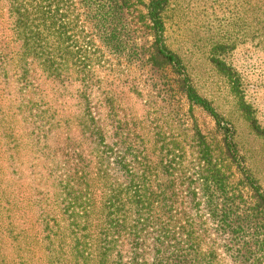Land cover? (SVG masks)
<instances>
[{
    "label": "trees",
    "instance_id": "obj_1",
    "mask_svg": "<svg viewBox=\"0 0 264 264\" xmlns=\"http://www.w3.org/2000/svg\"><path fill=\"white\" fill-rule=\"evenodd\" d=\"M65 1L0 0V84L11 80L26 113L1 121L0 155L13 161L24 128L30 135L37 129L36 141L43 137V159L54 156L53 227L43 216L38 222L46 264H264V191L241 164L232 129L221 124L211 104L184 83L187 97L216 119L225 152L252 192L245 198L230 187L223 171L209 166L204 149L195 184L190 174L181 183L180 161L177 166L169 152L155 159L142 155L135 123L119 112L113 92L99 88L94 70L99 62L85 46L95 53L103 47L119 56L137 54L153 67L167 65L185 74L165 39L168 0L147 1L138 16L141 25L132 30L140 31L134 38L141 45L134 42L129 52L126 20L136 18L134 10L128 11L130 0H80L91 34L85 46L72 38L67 10L57 4ZM42 77L59 86L55 94L74 87L72 108L67 114L62 110L60 119L55 118L63 105L47 97ZM4 87L1 96L9 94H2ZM49 141L57 145L52 152ZM25 263L31 264L29 257L19 262Z\"/></svg>",
    "mask_w": 264,
    "mask_h": 264
},
{
    "label": "rangeland",
    "instance_id": "obj_2",
    "mask_svg": "<svg viewBox=\"0 0 264 264\" xmlns=\"http://www.w3.org/2000/svg\"><path fill=\"white\" fill-rule=\"evenodd\" d=\"M147 1L130 0L128 11L134 10L136 18L127 17L125 51L129 52L134 42L141 45L134 38L141 35L140 31L132 30L141 25L138 16L144 12ZM57 4L67 10L72 38L85 46L91 34L82 13L85 8L82 2L66 0ZM261 6L264 0H168L164 11L165 39L180 57L185 74L167 65L153 67L137 54L135 58L119 56L102 46V51L95 53L85 46L89 57L99 62L94 68L101 79L99 88L113 92L119 112L124 110L135 123L134 134L141 138H136L138 150L152 159L169 152L168 157L173 156L177 166L180 161L182 184H186L185 177L189 174L196 183L204 164L199 151L204 149L211 161L209 166L223 171L233 190L243 198L252 194L241 171L225 152L223 133L216 119L183 91L187 82L211 104L221 124L232 129L241 164L264 191V20L260 18L264 8ZM41 82L47 97L57 107L63 105L57 109L59 115L55 119H60L62 110L69 113L74 87H66L64 93L57 90L55 94L54 89L59 86L43 77ZM2 86H5L2 94H9L0 95V123L12 114L20 119L26 114L24 103L10 79ZM31 95L35 101L39 100L38 95ZM24 130L19 129V152H14L13 161L0 155V264L6 261L19 264L28 257L31 264H46L45 245L38 241L41 229L38 222L43 216L53 227L51 217L58 199L54 156L43 159L40 151L43 137L36 141L37 129L31 135ZM61 141L58 139L59 145ZM47 144L51 146L49 152L57 146L52 141ZM24 228L26 231L21 233ZM222 257L224 261L228 259Z\"/></svg>",
    "mask_w": 264,
    "mask_h": 264
}]
</instances>
